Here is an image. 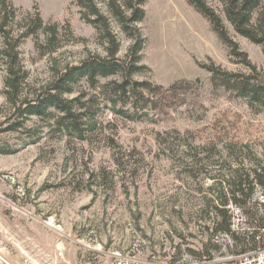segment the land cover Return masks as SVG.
I'll list each match as a JSON object with an SVG mask.
<instances>
[{"label": "rangeland", "instance_id": "1", "mask_svg": "<svg viewBox=\"0 0 264 264\" xmlns=\"http://www.w3.org/2000/svg\"><path fill=\"white\" fill-rule=\"evenodd\" d=\"M11 2L18 11L13 29L34 11L45 25H58L55 42L40 30L19 46L31 90L88 53L106 55L72 0ZM144 11L137 25L147 70L133 79L160 88L142 90L144 98L136 99L116 92V76L94 87L77 83L68 97L82 95L92 117L84 139L38 117L0 132V148L13 151L0 154V236L16 262L103 264L108 252L136 240L146 252L203 255L219 232L220 190L235 202L226 180L264 165V110L213 86L199 63L247 69L230 60L207 20L185 0H146ZM112 25L120 40L116 56L124 58L131 41ZM228 28L264 78L261 47ZM4 75L0 59V128L8 106ZM176 82L182 84L171 88Z\"/></svg>", "mask_w": 264, "mask_h": 264}, {"label": "trees", "instance_id": "2", "mask_svg": "<svg viewBox=\"0 0 264 264\" xmlns=\"http://www.w3.org/2000/svg\"><path fill=\"white\" fill-rule=\"evenodd\" d=\"M145 1L72 0L78 8L80 19L95 29L98 39L104 44L106 55L88 53L78 62L66 64L56 71L44 85L31 90L29 73L20 60L19 46L29 36L36 37L40 30L49 32V43L55 42L58 37V25L55 22L45 25L39 12L34 11L24 14L21 19L22 26L13 29L12 23L16 20L18 11L11 0H0V59L5 65L3 94L8 104L7 114L1 122L4 127L0 128V132L20 130L31 117H38L53 119L55 124L68 134L84 139L85 126L92 117L85 112L82 95L68 97L74 92L77 83L85 81L90 87H94L100 78L116 76L119 81L111 82L116 92L136 99L144 98L142 90L160 88L148 81L138 82L133 79L135 74L147 70V67L140 63L145 38L137 25L144 19ZM185 1L207 20L211 30L228 49L230 60L243 64L247 69L246 73L229 71L209 59L206 63H199V67L210 74L212 85L246 98L250 108L256 111L264 110L262 72L250 61L247 53L240 50L228 28L230 26L235 34L260 46L264 56L263 0H216L215 5L211 0ZM112 21L131 41L124 58L116 56L120 40L113 29ZM180 84L182 82H176L170 87L174 88ZM11 152L13 151L0 148V154ZM260 166L255 165L251 171L242 169L240 173L234 174L232 179L226 180L231 198L236 203L245 202L252 178L260 180L261 175L256 169ZM249 175L254 177L250 180ZM226 195L227 193L220 190L218 198L221 204L226 203ZM215 213L221 217L216 231L228 230L229 216L226 210L215 207Z\"/></svg>", "mask_w": 264, "mask_h": 264}, {"label": "built area", "instance_id": "3", "mask_svg": "<svg viewBox=\"0 0 264 264\" xmlns=\"http://www.w3.org/2000/svg\"><path fill=\"white\" fill-rule=\"evenodd\" d=\"M256 169L261 175L260 180L251 175L250 191L244 203L228 200L219 205L229 216L228 230L214 235L205 254L146 252L142 243L136 240L123 251L113 249L108 252L103 264H264V165ZM10 255L0 236V264H25L16 262ZM87 264L101 263L94 260Z\"/></svg>", "mask_w": 264, "mask_h": 264}]
</instances>
